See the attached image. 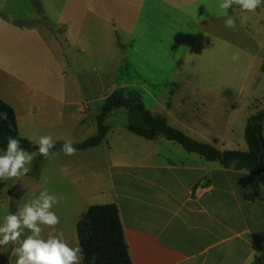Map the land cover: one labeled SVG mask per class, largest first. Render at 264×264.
<instances>
[{
    "label": "crops",
    "instance_id": "crops-1",
    "mask_svg": "<svg viewBox=\"0 0 264 264\" xmlns=\"http://www.w3.org/2000/svg\"><path fill=\"white\" fill-rule=\"evenodd\" d=\"M27 1V20L0 12V100L13 109L21 138L37 145L32 129L39 123L54 129L56 143H64L88 126L87 102L54 99L55 41L90 62L88 70L82 62L70 63L84 73H112L114 64L125 65L124 58L135 60V76L115 78L100 101L120 90L141 102L145 94L142 104L152 115L193 141L219 152L247 151L246 123L264 113V6L247 13L233 5L228 14L237 26L231 29L224 25L221 0ZM14 2L0 0V11ZM144 14L158 22L157 31L136 29ZM177 16L195 31L182 56L188 63L160 81L155 75L166 74L169 27ZM50 106L54 110H45ZM127 124L105 123L109 129L98 145L73 156L54 155V194L63 199L52 210L60 223L55 229L43 226V235L62 233L71 247H79L81 215L90 206L115 204L131 264H252L255 258L264 264V186L258 177L187 152L163 136L139 137ZM60 156H67L66 167L57 162ZM38 170L44 176L32 178L34 187L27 189L34 194L48 171ZM7 203L0 194V225L9 214ZM30 234L24 229L20 240ZM16 246L19 242L0 246V264H15Z\"/></svg>",
    "mask_w": 264,
    "mask_h": 264
},
{
    "label": "trees",
    "instance_id": "trees-1",
    "mask_svg": "<svg viewBox=\"0 0 264 264\" xmlns=\"http://www.w3.org/2000/svg\"><path fill=\"white\" fill-rule=\"evenodd\" d=\"M115 108H123L127 112V129L131 133L147 140L163 136L179 144L187 152L198 154L208 161H219L226 167L234 164L237 169L255 174L264 186V123L261 122L264 113L250 118L246 123V152H219L212 146L195 142L169 127L163 117L152 115L137 97H124L120 91H115L103 101L97 115V134L73 146L77 150H83L98 145L109 129L104 121ZM9 137L18 139L20 146L28 152L37 151L38 145L20 137L13 109L0 100V150H6ZM62 146L63 143H55L52 151L62 153ZM37 157L40 160L44 156ZM76 232L79 248L82 249L81 264H131L115 204L90 206L78 220Z\"/></svg>",
    "mask_w": 264,
    "mask_h": 264
},
{
    "label": "rangeland",
    "instance_id": "rangeland-1",
    "mask_svg": "<svg viewBox=\"0 0 264 264\" xmlns=\"http://www.w3.org/2000/svg\"><path fill=\"white\" fill-rule=\"evenodd\" d=\"M32 3L35 2V0L31 1ZM28 1L27 0H15V2L12 4V6L8 7V5L5 6L4 9H2L0 12L3 14H8L10 18L13 20H27V16H30L31 12L30 8L28 7ZM150 15H143V19L140 20L139 26L136 27V29L146 32H150L151 30L157 31L159 25L158 22L150 21L149 18ZM157 19V18H155ZM39 24L41 26H47V23H45L44 18L39 19ZM129 29L131 28L128 26ZM165 27L166 23H165ZM168 28V27H167ZM188 28V32L184 33L183 31ZM170 36H172V40L170 41V46L172 48L171 56L170 58H166V74L165 75H155L156 78H160V81L167 80L169 76H172L174 73V70H176L178 67H186L188 63V59H184L183 54L185 53V50L187 47L193 42V38L195 35V31L191 28H189L188 25L185 24V20L181 17H176L173 21H171L170 24ZM154 31V32H155ZM136 33V32H135ZM181 45V48L179 50L175 51V47ZM64 46V47H63ZM131 54L129 51L128 54ZM74 55V56H73ZM76 62H82L83 65H86V69H90L91 67L90 62L86 61L82 56L77 55L75 52L73 53L69 48H67L65 42H60V45L54 41V99H64L68 102H72L74 104H81L87 102L90 106L89 111L87 112L88 120L87 124L88 126L86 129H84L82 132L77 131L72 136L66 137L63 140H71V141H83L85 138L96 134L97 131V115H99L103 102L100 101L99 96L102 94H107L106 87L109 85L112 81H115V78L118 79H125L130 78L132 79L135 74L132 70L133 68V62L135 60L131 58H124L125 65L122 66V68L118 67V64H114L112 66L114 71L112 73L107 74H93L89 71L87 73H84L81 69L79 70L78 66L76 68L70 67V63L72 61ZM162 60V59H161ZM161 60H155L161 61ZM181 62V63H180ZM135 63V62H134ZM99 64V62L95 63ZM79 65V64H78ZM100 65V64H99ZM189 65V64H188ZM194 65V64H193ZM109 68V67H107ZM186 70V68L184 69ZM115 72H118L117 74ZM144 78H147V74H142ZM100 77L102 78L100 80ZM93 80V84H91V81ZM262 84H264V78L261 79ZM121 91V90H120ZM122 92V91H121ZM124 92V91H123ZM137 94L143 93L142 91L136 90ZM145 93V92H144ZM124 94V93H123ZM124 96V95H123ZM128 96V95H127ZM129 96H132L130 94ZM128 96V97H129ZM143 99L142 102L146 105L147 104V95H142ZM45 110H54V106L45 107ZM71 111H75L77 109L76 105L69 107ZM49 113L50 112H45ZM95 114V115H94ZM62 122H60L61 124ZM106 124H110L116 127H122L127 123V112L123 108H116L113 109L110 114L108 115L107 119L105 120ZM33 133V142H36L38 138L42 135H50L53 137L54 140V129H48L42 126L41 124H35L33 125L32 129ZM245 139V138H244ZM27 140V139H26ZM0 152H3L0 150ZM63 157V158H62ZM67 156H60V159H58L59 164H63V166H67L69 161L65 159ZM71 163L73 161H70ZM36 164L37 167H36ZM54 155L49 157H43L42 159H38L36 156L34 160L32 161L31 165H29V171L27 175L28 178H36L40 179L41 176L44 175L40 174L38 168L43 166L45 169H48L46 171V182L44 185L40 186V190L47 188L50 194H54ZM67 173V172H66ZM22 176V177H23ZM21 178H10L6 181H0V188H4L7 186H11L9 189V192L14 191L18 181ZM16 182V183H15ZM6 191H2L0 189V194L2 198L7 199V212L9 214L16 213L19 209L23 208V205L31 201L35 198L36 195H39L40 192H36L35 194L31 192V190H27L24 192L18 199L17 203L18 205L14 206L10 203L12 200L10 197V193ZM54 209V207H53Z\"/></svg>",
    "mask_w": 264,
    "mask_h": 264
},
{
    "label": "clouds",
    "instance_id": "clouds-1",
    "mask_svg": "<svg viewBox=\"0 0 264 264\" xmlns=\"http://www.w3.org/2000/svg\"><path fill=\"white\" fill-rule=\"evenodd\" d=\"M233 5L247 13H255L264 6V0H221L219 8L224 16V25L227 28H236V18L228 14ZM232 59L238 60V56ZM56 141L50 135H42L36 141L37 151L28 152L20 146V141L9 137L6 150L0 152V181L10 178H22L27 175L29 165L37 155L49 157L56 155L52 150ZM61 151L67 156L76 154L77 149L71 140L63 143ZM63 199L62 196L50 194L45 188L38 196L26 203L16 213L8 214L0 225V246L17 244L12 254L17 257L15 264H80L82 249L71 247L64 239L63 234L48 232L43 235L44 227L55 229L60 223L59 216L52 210ZM24 229L30 230L22 241L20 237Z\"/></svg>",
    "mask_w": 264,
    "mask_h": 264
},
{
    "label": "water",
    "instance_id": "water-1",
    "mask_svg": "<svg viewBox=\"0 0 264 264\" xmlns=\"http://www.w3.org/2000/svg\"><path fill=\"white\" fill-rule=\"evenodd\" d=\"M262 123H264V116L262 118ZM260 156V154H259ZM34 187V183L32 182V179L28 178L27 176H23L17 183L14 191H13V198L11 202L14 204V206L17 205V199L26 191L27 189H30ZM252 264H260V261L258 258H255Z\"/></svg>",
    "mask_w": 264,
    "mask_h": 264
},
{
    "label": "built area",
    "instance_id": "built-area-1",
    "mask_svg": "<svg viewBox=\"0 0 264 264\" xmlns=\"http://www.w3.org/2000/svg\"><path fill=\"white\" fill-rule=\"evenodd\" d=\"M83 109H87V104L83 105Z\"/></svg>",
    "mask_w": 264,
    "mask_h": 264
}]
</instances>
